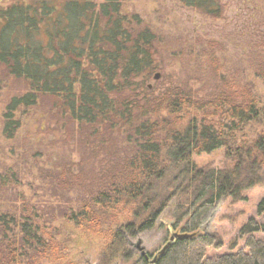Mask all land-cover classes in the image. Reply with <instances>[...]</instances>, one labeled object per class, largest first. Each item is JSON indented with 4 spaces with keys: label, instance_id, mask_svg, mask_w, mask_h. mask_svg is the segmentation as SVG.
I'll return each mask as SVG.
<instances>
[{
    "label": "trees",
    "instance_id": "16d2710c",
    "mask_svg": "<svg viewBox=\"0 0 264 264\" xmlns=\"http://www.w3.org/2000/svg\"><path fill=\"white\" fill-rule=\"evenodd\" d=\"M179 1L204 16H223L221 0ZM256 37L262 49L264 32ZM159 59L155 34L119 0H15L0 8V79L23 83L27 92L10 98L3 133L12 139L21 128L16 113L47 99L61 124L78 133L71 139L85 156L56 172L83 193L60 217L109 240L96 264H150V253L132 261L129 239L153 230L172 201V227L186 237L156 264H264V198L241 230L243 249L210 255L221 244L202 231L220 200H246L260 183L264 131L253 141L237 139L251 124L264 127L252 84L217 83L212 93L178 84L150 90ZM251 69L264 81V51ZM220 149L229 162L222 169L192 159ZM10 181L0 175V189L8 191ZM44 215L20 194L0 195V264H75L65 261Z\"/></svg>",
    "mask_w": 264,
    "mask_h": 264
},
{
    "label": "rangeland",
    "instance_id": "374dc122",
    "mask_svg": "<svg viewBox=\"0 0 264 264\" xmlns=\"http://www.w3.org/2000/svg\"><path fill=\"white\" fill-rule=\"evenodd\" d=\"M14 2L0 0V8L7 9ZM119 2L124 13L135 15L156 36L160 69L148 82L150 90L178 84L186 90L191 88L212 93L217 83L241 85L248 81L264 109V81L251 69L264 51V45L260 44L262 49L256 47L259 45L256 42L262 39L256 34L264 32L261 25L264 0H221L223 16L220 19L204 16L183 6L179 0ZM156 75H159L158 80ZM24 92L27 88L23 83H6L0 79V175L11 180L4 186L8 191L0 189V195L8 200L12 195L20 194L44 211L46 227L57 235L55 241L64 248L65 261L96 264L109 240L60 217L68 210V205L77 202L83 193L81 184L72 191L67 187L70 183L65 181L69 179L66 176L61 178L62 172H56L68 162L78 163L79 158L85 156L81 153L83 145L74 146L71 139V136L77 138L78 133L69 131V125L61 124L62 115L51 99L41 100L36 107L16 113L15 120L20 122L21 128L12 139H7L3 133L4 115L10 98ZM263 131L262 125L254 123L242 129L237 139L240 142L253 141ZM192 159L202 168L222 169L229 163L225 149L194 155ZM91 162L83 171L88 178L93 170ZM262 175L260 183L244 193L246 200L234 203L230 199H222L207 214L202 231L221 244L219 250L211 249L208 254L235 253L244 248L246 236L241 230L249 219L255 217L257 206L264 198V171ZM174 205L172 201L153 230L129 239L132 261L140 256L136 245L154 257L170 241L172 233H180V228L172 227ZM123 219L124 216L120 217L119 223ZM114 264L121 263L116 261Z\"/></svg>",
    "mask_w": 264,
    "mask_h": 264
},
{
    "label": "water",
    "instance_id": "95a60500",
    "mask_svg": "<svg viewBox=\"0 0 264 264\" xmlns=\"http://www.w3.org/2000/svg\"><path fill=\"white\" fill-rule=\"evenodd\" d=\"M155 79L158 80L159 79V75L155 76ZM186 235H180L177 233H172V236L170 238V241L152 258V260L150 261V264H156L158 259L165 253V251L167 250V248L169 247V245L173 242H175L176 239H182L185 238ZM138 251L140 252L141 256H146V252L144 251L143 248H141L139 245H136Z\"/></svg>",
    "mask_w": 264,
    "mask_h": 264
}]
</instances>
